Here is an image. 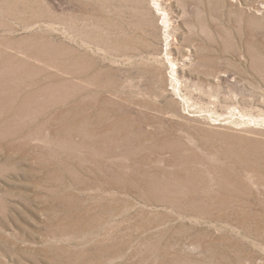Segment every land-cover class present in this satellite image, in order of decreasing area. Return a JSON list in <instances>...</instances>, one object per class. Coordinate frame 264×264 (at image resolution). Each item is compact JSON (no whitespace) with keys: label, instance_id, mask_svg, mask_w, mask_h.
Here are the masks:
<instances>
[{"label":"rangeland","instance_id":"1","mask_svg":"<svg viewBox=\"0 0 264 264\" xmlns=\"http://www.w3.org/2000/svg\"><path fill=\"white\" fill-rule=\"evenodd\" d=\"M0 264H264V0H0Z\"/></svg>","mask_w":264,"mask_h":264},{"label":"bare ground","instance_id":"2","mask_svg":"<svg viewBox=\"0 0 264 264\" xmlns=\"http://www.w3.org/2000/svg\"><path fill=\"white\" fill-rule=\"evenodd\" d=\"M188 55H189V56L186 57V60H187V59L189 60V59L191 58V53H189ZM178 174H179V173H178ZM138 180H139V179H138ZM194 248H195V247H194ZM166 250H167V249H166ZM172 260H173V259H172Z\"/></svg>","mask_w":264,"mask_h":264}]
</instances>
